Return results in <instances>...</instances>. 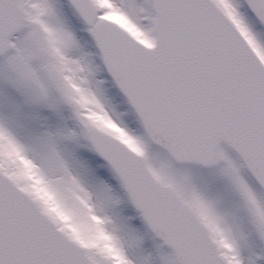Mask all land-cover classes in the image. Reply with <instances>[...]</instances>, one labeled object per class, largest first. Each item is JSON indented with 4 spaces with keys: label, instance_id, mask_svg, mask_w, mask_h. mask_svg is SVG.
<instances>
[{
    "label": "snow or ice",
    "instance_id": "1",
    "mask_svg": "<svg viewBox=\"0 0 264 264\" xmlns=\"http://www.w3.org/2000/svg\"><path fill=\"white\" fill-rule=\"evenodd\" d=\"M257 22L264 0H0V264H264Z\"/></svg>",
    "mask_w": 264,
    "mask_h": 264
},
{
    "label": "rangeland",
    "instance_id": "2",
    "mask_svg": "<svg viewBox=\"0 0 264 264\" xmlns=\"http://www.w3.org/2000/svg\"><path fill=\"white\" fill-rule=\"evenodd\" d=\"M256 30L259 33H261L262 36H264V27L258 22L256 23ZM106 88H107V94L113 99V102L119 106V111L125 112V110H128V115L125 116V119L132 126H134L137 129V131H141L142 129H140L139 127V123L135 118V114L131 111L125 99L118 92L114 83L110 79L106 85ZM83 154L87 158H89L92 167L96 169L98 175L101 178L107 180L110 184H112L114 190L118 194L124 195L123 189L120 187L118 180L110 172L109 168L107 167V164L104 161H102L97 154L88 151H85ZM122 207L124 208L126 215H130L134 217V219L131 221L133 227L136 228L138 232L144 236L145 239H144L143 247L145 252H152L155 255L156 245L160 244L161 242L157 240L153 236V234L147 229L143 220L138 216V214L132 207L131 203L126 198ZM164 251H170V250L164 246Z\"/></svg>",
    "mask_w": 264,
    "mask_h": 264
},
{
    "label": "clouds",
    "instance_id": "3",
    "mask_svg": "<svg viewBox=\"0 0 264 264\" xmlns=\"http://www.w3.org/2000/svg\"><path fill=\"white\" fill-rule=\"evenodd\" d=\"M97 239H98L99 241H103V240H105L106 238L103 236V234H98Z\"/></svg>",
    "mask_w": 264,
    "mask_h": 264
},
{
    "label": "water",
    "instance_id": "4",
    "mask_svg": "<svg viewBox=\"0 0 264 264\" xmlns=\"http://www.w3.org/2000/svg\"><path fill=\"white\" fill-rule=\"evenodd\" d=\"M264 25V24H263ZM117 88H118V86H117ZM118 90H119V88H118ZM120 91V90H119ZM121 92V91H120ZM121 94L123 95V93L121 92ZM124 96V95H123ZM125 99H126V97H125ZM103 158V157H102ZM158 239H160L159 237H157ZM161 240V239H160ZM162 241V240H161Z\"/></svg>",
    "mask_w": 264,
    "mask_h": 264
}]
</instances>
